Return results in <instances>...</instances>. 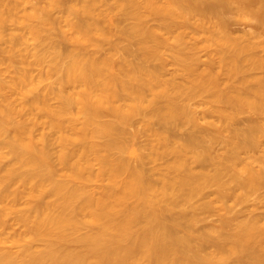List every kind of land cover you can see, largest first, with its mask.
Listing matches in <instances>:
<instances>
[{"label": "bare ground", "instance_id": "obj_1", "mask_svg": "<svg viewBox=\"0 0 264 264\" xmlns=\"http://www.w3.org/2000/svg\"><path fill=\"white\" fill-rule=\"evenodd\" d=\"M39 2L21 12L18 2L0 0V64L3 52L11 53L9 61L13 60L21 41L4 33L14 22L39 45L47 40L48 27H58L61 38L78 50L48 41L47 50L35 53L38 64L44 63L46 54L51 56L45 76L55 72L56 86L39 88L29 71H19L11 81L0 78V150L7 149L0 152V161L11 158L0 176V222L16 212L26 227L14 240L17 251H0V264H264V223L257 218L238 222L233 232L192 231L196 217L182 208L208 187L224 198L226 174L243 191L264 181V160L256 169L252 165L257 160L246 161L252 156L246 160L238 156L252 152L256 145L248 140L258 141V131H235L234 136L245 139L228 153L231 139L224 137L225 126L203 122L191 103L197 91H212L221 104L214 109L221 121L236 120L237 109L229 112V105H246L253 113L264 114V74L251 72L264 73V59L253 57L256 47L240 45L223 27L230 20L227 14L235 10L237 17L253 20L255 31L264 32V0ZM146 17L158 19L160 27H150ZM125 19L133 22L126 25ZM176 27L209 32L217 59L203 63V48L196 45L190 51L176 49ZM121 40L128 44L122 46ZM135 45L139 54L131 48ZM92 46L106 53L101 58L96 55L101 48L81 52ZM163 48L169 49L173 64L176 58L182 63L186 72L182 83H176V71L166 76ZM153 60L160 63L152 66ZM198 64L205 66L199 69ZM234 78L240 84L232 85L238 87L235 94L219 90ZM179 88L183 89L176 91ZM19 89L23 97L32 98L17 103L11 93ZM52 98L59 101L57 106L50 104ZM139 116L162 126L150 129L152 141L160 144L150 143L152 157L174 156L157 181L146 175L141 166L145 156L137 150H131L139 157L137 165L116 155L127 151V127ZM38 117L46 122L40 123ZM250 120L248 124L254 122ZM40 124L52 135L42 130L37 139L34 131ZM182 124L192 131L176 146L172 127ZM218 144L223 153H214ZM176 170L182 173L176 176ZM93 180L109 183L98 193L89 185ZM16 182L27 186L24 210L17 209L21 195L10 189ZM179 226L187 231L180 233ZM208 237L215 245L210 251L205 249ZM38 241H44L42 248L36 246Z\"/></svg>", "mask_w": 264, "mask_h": 264}, {"label": "rangeland", "instance_id": "obj_2", "mask_svg": "<svg viewBox=\"0 0 264 264\" xmlns=\"http://www.w3.org/2000/svg\"><path fill=\"white\" fill-rule=\"evenodd\" d=\"M11 2H18L21 5L20 11L22 12L25 9L32 8L34 6L39 5V0H10ZM70 5V4H69ZM100 10H103V7H99ZM232 12L228 13L227 16L230 19L229 23L226 26H223L228 33L232 37H236L238 39L240 45H253L256 48L253 51V57H255L257 60L264 59V32H258L255 31L254 28H252L253 20L249 18H239L237 17V13L234 10H230ZM20 12V13H21ZM54 16L59 17L60 13L54 12ZM122 19V18H121ZM155 19V20H154ZM126 20V19H125ZM123 22L121 20V24L123 22L126 25H129L132 23V20H126ZM130 21V23H128ZM146 22L150 27L153 28H159L160 23H158V19L154 17H146ZM11 26L6 28L5 34L6 35H17L21 37V41L19 44L15 47L16 50H14L13 53V60L9 61L11 59V53L9 52H3L2 58L3 62L0 64V78L5 81H11L15 79L19 75V71H29L32 75L33 79L40 83L39 88H43L45 86H56L53 82L57 78V74L54 72L50 75V77L45 76L47 65L50 63L51 56L46 54L45 61L43 64H38L37 57L35 56V53L42 52L48 49V41L57 43L61 41L60 46H63L68 51H76L78 50V46L76 44L70 43L68 41H64L61 38L60 35V29L58 27L50 26L48 27L45 38L47 39L44 41L41 45L38 44V41H35L29 34L28 31L20 24L14 22L10 23ZM122 40L123 38L120 35H117ZM211 35L207 31H203L200 28H181L176 27V39H179V41H176V49L181 48L185 51L189 50L191 46H198L203 48L201 50V59L204 61L203 63L210 62L212 59H217L218 52L217 48L210 43ZM118 40V38L116 39ZM120 40V39H119ZM121 40V41H122ZM65 44H64V43ZM123 42V41H122ZM125 44H128L127 41L121 43V45L125 46ZM66 46V47H65ZM97 48L101 47H89L87 49H84L81 52H90L91 50L95 49L97 51ZM133 51H136L134 53L139 54L140 50L135 45L132 46ZM102 49V50H101ZM97 51L96 55L100 56L101 58L106 53L104 48H101ZM104 49V50H103ZM94 51V52H95ZM105 51V52H104ZM190 51V50H189ZM163 58L167 63V74L166 76H171L175 71L174 74H176V83H182L184 81L185 71L183 70L182 63H180L176 58V65L173 64V59L170 54V51L168 48H163ZM101 53V54H100ZM104 53V54H103ZM89 54V53H88ZM214 60V61H215ZM160 63V60H153L151 61V65L155 66ZM247 64V62H246ZM205 66V64H198L197 68L202 69ZM213 69L218 70L217 65L212 66ZM252 75L258 74L262 75L264 74L261 70H255L251 71ZM224 77V76H222ZM254 77V76H252ZM237 78V77H236ZM234 78V83L229 84H222L219 87V90L224 93L228 94H235L237 92V88L240 87V84L238 83V80ZM256 81L253 80L250 84H254ZM232 85L238 86L237 88H234ZM189 86V84L187 85ZM258 87V86H256ZM38 88V89H39ZM38 89L35 91V93L38 91ZM179 88L176 91H180ZM190 89L198 90L194 86H191ZM42 90H39L40 93ZM191 91V90H190ZM9 92V91H8ZM11 92V91H10ZM22 91L19 89L17 90V93H11L15 101L19 103L22 98H25L27 100L32 98V94L28 97L22 96ZM198 95L194 100L191 102L193 103V107L198 111L199 116L202 118V121L205 122H215L218 125L225 126V130H223L224 137L230 138L231 140L229 143H227V149L228 153H230L231 149L235 147L236 143H241L244 137L241 136H234V132L238 131L241 133H245L248 130H257L258 134L260 135L258 138V141H252L248 140L252 143H254L256 146L252 148V152L249 154H246L245 152H238V156L246 160L248 155L252 156V158L247 159L246 161H253L257 160L255 163H253L252 166L254 168H258L260 163L264 160V114H255L253 113L248 106L241 105L239 107L234 106H228L227 110L229 112H234L237 109L236 114V120L233 122H227V121H221L219 118L218 111L214 110L217 106H221L218 102L215 101L213 92H207V91H197ZM247 95L244 93V96ZM198 101V103H197ZM205 103V104H204ZM50 104L52 106H57L59 104V101L56 98H52L50 101ZM196 105V107L194 106ZM199 105V107H198ZM201 110V111H200ZM207 110V111H206ZM210 110L212 111L211 115L208 112ZM204 111V113H203ZM28 113V112H27ZM207 113V114H206ZM201 114V115H200ZM209 115V116H208ZM33 116V115H32ZM21 119V118H18ZM104 119H110V117H106ZM251 119L254 122L251 124H248V120ZM39 122H46V119L39 118ZM250 120V121H251ZM134 122L129 124L127 127L128 129V135H127V143H128V149L126 152H116V155L120 156L122 155L127 159L128 162H130L132 165H137L138 162H140L139 157H135L131 154V150L135 149L140 154L145 156V162L143 163L142 168L145 170L146 175L152 178L153 180L157 181L161 178L162 174L166 173L168 170V165L172 160L174 159L173 155H165L163 157L153 158L152 157V150L150 148V143L154 142L157 144V142L153 139V134H151L150 129L153 130H160V127L162 129V126L155 121V120H149L147 117H137L133 120ZM41 125V124H40ZM179 125V124H178ZM184 127V128H183ZM189 128V129H188ZM44 129L43 125L38 126L35 128V136L39 139L41 136V132ZM173 129V139L176 140V146L179 144H182L185 142V138L187 135L192 131L190 126H185L182 124V126H174ZM176 129V130H175ZM179 129V130H178ZM187 131H186V130ZM47 133H52L45 128ZM176 132V133H175ZM175 133V134H174ZM135 135V138L130 139L132 135ZM182 134V135H181ZM137 135V136H136ZM151 135V136H150ZM175 136V137H174ZM0 146L2 147V143H0ZM157 146H160V144H157ZM0 147V148H1ZM54 150L57 151L58 146H53ZM215 152L214 153H223L224 150L222 149L221 145L215 146ZM7 149H1L0 152H4ZM11 162V158L5 157L0 161V176L4 173L5 168L7 167V164ZM99 168V165L96 164L94 166V172H97ZM182 172L176 170V176L180 175ZM225 183L228 184L226 188V196L224 198H217L216 195H214V187L206 188L204 189L200 194H197L187 202H184L182 205L183 210L187 212L188 214H193L196 217V222L194 225H192L191 230L192 231H207L210 228H217L220 230H223L225 232H233L237 226V223L249 218H257L260 222V224L264 223V181L259 182V185L252 190L243 191L242 189L236 188L235 184L231 182L229 176L226 174L224 176ZM109 182L107 180H93L90 182V187L93 188L98 193L102 191V188L106 186ZM27 187V186H26ZM26 187L21 182H16L10 189L12 191H17L21 197L19 198L17 202V209L18 210H24L28 206V198L26 197ZM213 192V193H212ZM210 205L209 207H206V205ZM3 205H0L2 207ZM180 209H176L177 213ZM226 220H229L230 223H225ZM26 227L18 220V214L16 212L10 213L7 217H5L4 221L0 222V251L4 250H12L17 251L19 244L15 243V239L19 236V234L23 233L25 231ZM87 230H83V233H85ZM178 231L180 233H185L187 230L183 226L178 227ZM206 250L210 251L215 248V245L211 242V239L208 237L206 240ZM22 244V242H20ZM36 246L38 248H42L44 246V241H38L36 243ZM214 247V248H213ZM263 251H264V242L262 245Z\"/></svg>", "mask_w": 264, "mask_h": 264}]
</instances>
